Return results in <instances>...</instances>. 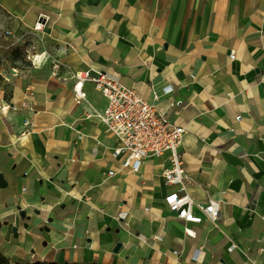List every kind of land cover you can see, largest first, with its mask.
<instances>
[{
    "label": "crops",
    "instance_id": "1",
    "mask_svg": "<svg viewBox=\"0 0 264 264\" xmlns=\"http://www.w3.org/2000/svg\"><path fill=\"white\" fill-rule=\"evenodd\" d=\"M0 5L42 56L39 68L17 67L0 49V107L10 105L0 109L3 255L19 263L264 264V0ZM38 19L41 31L32 29ZM90 68L185 127V185L196 201L219 203L216 223L198 208L201 223L170 211L167 155L147 157L139 171L113 155L117 137L89 116L107 98L91 83L86 99L74 95L71 73Z\"/></svg>",
    "mask_w": 264,
    "mask_h": 264
},
{
    "label": "built area",
    "instance_id": "2",
    "mask_svg": "<svg viewBox=\"0 0 264 264\" xmlns=\"http://www.w3.org/2000/svg\"><path fill=\"white\" fill-rule=\"evenodd\" d=\"M45 24L46 21L38 19L32 29L41 31L45 28ZM8 33L12 34L11 31ZM35 56L38 54H28L32 62L36 60ZM61 65L60 61L53 62V75H57ZM71 75L75 79L73 90L77 101L86 99L87 92L84 89L86 83L93 84L107 98L106 108L89 116H95L104 122L108 131L117 137L118 145L112 153L115 157L122 159V166L139 171L147 157L167 155L161 176L167 184L174 186L165 197L170 211L187 223H201L204 217L195 213V208H198L216 223L220 213L219 203L210 201L205 204L196 201L185 185L187 172L181 152L185 127L171 123L154 104L146 101L136 90L120 83L104 69L77 70ZM28 90H33V87L29 86ZM167 90H170L169 87ZM9 107L10 105L2 106L0 109L4 112ZM240 117L237 116V119L239 120ZM24 124L26 125L24 133H29V121L25 120ZM110 173L113 174V171ZM185 233L189 236L195 235L191 227H185ZM157 238L161 237L157 236ZM233 247H235L234 244ZM201 252L202 247L197 249L193 260H197Z\"/></svg>",
    "mask_w": 264,
    "mask_h": 264
},
{
    "label": "rangeland",
    "instance_id": "3",
    "mask_svg": "<svg viewBox=\"0 0 264 264\" xmlns=\"http://www.w3.org/2000/svg\"><path fill=\"white\" fill-rule=\"evenodd\" d=\"M8 31H11L12 34L10 35ZM7 35V39L12 44H21L24 41V44H27L28 47V54H35L36 50L33 49V41L30 38V30H25L21 27L14 15L8 12L3 6L0 5V37H5ZM37 54V53H36ZM13 57V56H12ZM28 61H32L30 58H27V61H23L21 59H12L11 64L17 67H21L23 64L28 63Z\"/></svg>",
    "mask_w": 264,
    "mask_h": 264
},
{
    "label": "trees",
    "instance_id": "4",
    "mask_svg": "<svg viewBox=\"0 0 264 264\" xmlns=\"http://www.w3.org/2000/svg\"><path fill=\"white\" fill-rule=\"evenodd\" d=\"M0 49L5 50L7 54H12L15 59L26 60L28 57V49L25 45H12L7 38L0 37ZM0 264H85V263H59V262H47V261H35L32 263H19L12 262L0 251ZM91 264H102V263H91Z\"/></svg>",
    "mask_w": 264,
    "mask_h": 264
},
{
    "label": "water",
    "instance_id": "5",
    "mask_svg": "<svg viewBox=\"0 0 264 264\" xmlns=\"http://www.w3.org/2000/svg\"><path fill=\"white\" fill-rule=\"evenodd\" d=\"M0 185L3 186L5 185V181L3 179V175L0 174ZM122 246V243L119 242L117 245H116V248H115V251H118L120 249V247Z\"/></svg>",
    "mask_w": 264,
    "mask_h": 264
},
{
    "label": "clouds",
    "instance_id": "6",
    "mask_svg": "<svg viewBox=\"0 0 264 264\" xmlns=\"http://www.w3.org/2000/svg\"><path fill=\"white\" fill-rule=\"evenodd\" d=\"M45 55H47V54L45 53ZM39 61H40V57H37L36 60L33 61L34 66L37 67V68L40 67Z\"/></svg>",
    "mask_w": 264,
    "mask_h": 264
},
{
    "label": "bare ground",
    "instance_id": "7",
    "mask_svg": "<svg viewBox=\"0 0 264 264\" xmlns=\"http://www.w3.org/2000/svg\"><path fill=\"white\" fill-rule=\"evenodd\" d=\"M37 57H40V60H41V58H42V56H41V55H38V56H35V59H36Z\"/></svg>",
    "mask_w": 264,
    "mask_h": 264
}]
</instances>
